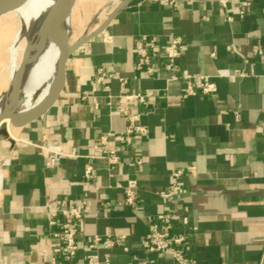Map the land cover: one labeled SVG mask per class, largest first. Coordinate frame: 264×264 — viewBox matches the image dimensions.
Here are the masks:
<instances>
[{
    "label": "crops",
    "instance_id": "crops-1",
    "mask_svg": "<svg viewBox=\"0 0 264 264\" xmlns=\"http://www.w3.org/2000/svg\"><path fill=\"white\" fill-rule=\"evenodd\" d=\"M123 1L78 0L71 42L92 37L70 54L57 102L2 131L0 264L65 262L55 236L63 218L51 222L58 200L85 202L87 214L76 237L81 249L67 264H85L96 234L126 236L100 250L102 261L176 264L143 246L163 212L174 217L173 235L185 234L195 264H264V0H129L116 12ZM143 36L155 44L152 73L137 67ZM173 37L186 47L175 72L163 52ZM100 68L111 76L98 79ZM183 72L212 76L216 91L203 93L194 80L196 93L185 97L184 81L172 78ZM136 93L145 102L126 97ZM124 111L145 128L131 140ZM104 135L117 165L87 157ZM47 139L72 155L48 166L39 146ZM88 164L95 179L85 178ZM129 178L138 181L135 206L125 200Z\"/></svg>",
    "mask_w": 264,
    "mask_h": 264
},
{
    "label": "built area",
    "instance_id": "built-area-1",
    "mask_svg": "<svg viewBox=\"0 0 264 264\" xmlns=\"http://www.w3.org/2000/svg\"><path fill=\"white\" fill-rule=\"evenodd\" d=\"M166 3H170L174 6L177 5V0H157ZM189 1V0H186ZM223 5L226 6V1H222ZM244 6L249 5V0H246L243 4ZM244 14V12H243ZM155 44L153 40L148 39L146 36L138 39L136 42V50L138 54V64L139 69L146 70L147 73H152L154 71L151 62L152 55L149 53L150 49H154ZM186 47L181 39V37H173L170 42L163 46L164 56L166 58V69L172 72L176 70V63L179 58L182 57L185 52ZM222 76H231L229 72H221ZM98 79L104 77H109L111 74H108L102 68L98 69L97 72ZM174 79H182L186 84L184 96L188 97L196 93L194 88V80H197L198 86L203 93L211 94L216 91V85L212 81V76L207 74H190L188 72H183V74H174ZM129 100H139L145 102V96L136 93L129 94L126 96ZM124 114L128 120V126L125 132L126 138L131 140L132 136L136 133L145 132V128L138 126L136 124L138 120L137 114H129L127 111H124ZM107 136L104 135L101 137V143L95 146V153L92 155H87L90 159H105L110 165H117L120 163V156L116 153L115 150L107 148ZM40 148L44 150L48 155V166H53L56 164L59 158L63 156H71L64 143L55 139H47L43 141L40 145ZM178 174V173H177ZM86 179H95L96 172L93 165L88 164L85 170ZM138 181L134 178L127 179V183L124 187V194L126 203L130 206H135L138 203ZM163 197H171L169 193L162 192ZM106 207H109L110 202H104ZM61 216L63 218L60 230L55 233V236L58 237L63 246L57 248V252H61L64 256L65 262H58L53 260L52 264H67V262H72L81 247L77 242V233L80 229L82 222L87 216L85 212V202H82L80 205H75L72 201L68 202L64 206L61 200L56 202V209L53 211L51 222L56 221V217ZM183 222L187 224V217L183 218ZM174 229V217L170 212H163L157 214L155 220L151 222L148 232L143 239V246L149 252H161L170 255L176 264H195V261L186 255L185 253V244L186 236L184 233H179L173 235ZM126 236H102L96 234L87 244L85 249V264H114L109 258L101 260L100 250L102 248H111L114 247L118 240L125 239ZM125 249H127L125 247Z\"/></svg>",
    "mask_w": 264,
    "mask_h": 264
},
{
    "label": "bare ground",
    "instance_id": "bare-ground-1",
    "mask_svg": "<svg viewBox=\"0 0 264 264\" xmlns=\"http://www.w3.org/2000/svg\"><path fill=\"white\" fill-rule=\"evenodd\" d=\"M71 2L72 0H26L13 9L18 27L15 28L17 30L14 31L9 54L18 58L21 67L16 68L11 76L14 85L10 88V80L7 90L11 100L0 104V112L12 104L15 86L19 91L13 111L18 116L49 100L62 55L61 41L70 32L67 10ZM2 172L0 171V190Z\"/></svg>",
    "mask_w": 264,
    "mask_h": 264
},
{
    "label": "water",
    "instance_id": "water-1",
    "mask_svg": "<svg viewBox=\"0 0 264 264\" xmlns=\"http://www.w3.org/2000/svg\"><path fill=\"white\" fill-rule=\"evenodd\" d=\"M26 0H0V13L13 10L17 8L19 5L24 3ZM78 0H72L67 13L70 18V32L67 37H65L61 41V49H62V55L61 59L58 65V71L55 77V80L52 85V91L51 96L49 100L41 104L40 106L34 108L33 110L26 112L20 116L16 115L13 111L16 103L15 100L17 99L18 91L19 89H16L15 86V97L10 106L5 108L3 111L0 112V132L6 130L9 126L13 127H21L24 126L39 117L43 116L54 104L57 102L63 87L65 83V77H66V63L70 56V54L83 42L87 41L92 37V35L87 36L83 38L82 40H79L77 42L72 43L71 37H72V30H73V16H74V10L77 5ZM129 0H124L119 7L117 8L116 12H119L122 10L127 4ZM14 85V80L12 77L10 88ZM17 90V91H16ZM15 103V104H14Z\"/></svg>",
    "mask_w": 264,
    "mask_h": 264
},
{
    "label": "rangeland",
    "instance_id": "rangeland-1",
    "mask_svg": "<svg viewBox=\"0 0 264 264\" xmlns=\"http://www.w3.org/2000/svg\"><path fill=\"white\" fill-rule=\"evenodd\" d=\"M96 5V4H95ZM18 19L13 16V10L0 13V104L11 100L9 88L11 76L16 68L21 67L18 58L9 54L15 28H17ZM75 26L78 25V15L74 17ZM73 32V30H72ZM25 72V71H24ZM26 74V73H25ZM27 75V74H26ZM2 132H0L1 136Z\"/></svg>",
    "mask_w": 264,
    "mask_h": 264
}]
</instances>
